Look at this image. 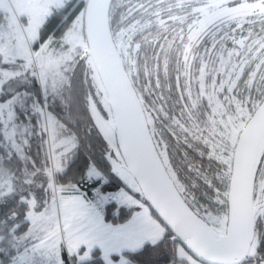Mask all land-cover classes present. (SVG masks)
I'll return each mask as SVG.
<instances>
[{
  "label": "snow or ice",
  "instance_id": "1",
  "mask_svg": "<svg viewBox=\"0 0 264 264\" xmlns=\"http://www.w3.org/2000/svg\"><path fill=\"white\" fill-rule=\"evenodd\" d=\"M0 264H264V0H0Z\"/></svg>",
  "mask_w": 264,
  "mask_h": 264
},
{
  "label": "trees",
  "instance_id": "2",
  "mask_svg": "<svg viewBox=\"0 0 264 264\" xmlns=\"http://www.w3.org/2000/svg\"><path fill=\"white\" fill-rule=\"evenodd\" d=\"M52 27L55 28V22H53ZM50 110L54 111L61 119L68 122L69 127L78 133L80 137V147L77 152V158L80 162H83V160L87 159L89 156H97L99 154L98 145H96L95 141L86 134L83 124L81 122L72 123L69 120V117H74L76 115L75 105L69 106L68 110L65 111L63 106L57 103ZM36 148H38V146L34 145L33 155L35 154Z\"/></svg>",
  "mask_w": 264,
  "mask_h": 264
},
{
  "label": "rangeland",
  "instance_id": "3",
  "mask_svg": "<svg viewBox=\"0 0 264 264\" xmlns=\"http://www.w3.org/2000/svg\"><path fill=\"white\" fill-rule=\"evenodd\" d=\"M34 145L39 146L37 141H33Z\"/></svg>",
  "mask_w": 264,
  "mask_h": 264
}]
</instances>
